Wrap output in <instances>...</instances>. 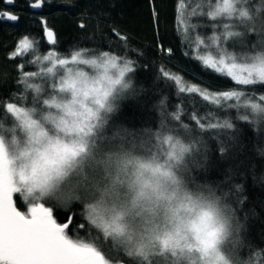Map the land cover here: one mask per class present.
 I'll list each match as a JSON object with an SVG mask.
<instances>
[{
	"label": "snow or ice",
	"instance_id": "6c2138e0",
	"mask_svg": "<svg viewBox=\"0 0 264 264\" xmlns=\"http://www.w3.org/2000/svg\"><path fill=\"white\" fill-rule=\"evenodd\" d=\"M175 11L192 59L236 87L213 90L161 69L181 103L169 112L161 97L154 129L119 121L123 102L139 96L136 60L73 47L17 65V90L0 95V264H255L264 257V248L244 237L230 202L247 200L244 185L234 182L246 175L240 167L264 185V173L257 177L256 165L247 163L236 123L257 133L255 151L264 157V94L247 90L264 88V0H176ZM152 15L158 23L155 6ZM192 17L203 22L191 23ZM43 23L48 43L56 45ZM208 28L210 34L197 31ZM112 33L129 51L127 36ZM37 44L22 36L10 58L34 53ZM26 64L42 66L29 72ZM185 101H202L208 110L201 115L194 106L188 114ZM185 115L194 123H185ZM214 152L217 168L226 158L245 159L224 168L222 179L202 182Z\"/></svg>",
	"mask_w": 264,
	"mask_h": 264
},
{
	"label": "trees",
	"instance_id": "16d2710c",
	"mask_svg": "<svg viewBox=\"0 0 264 264\" xmlns=\"http://www.w3.org/2000/svg\"><path fill=\"white\" fill-rule=\"evenodd\" d=\"M8 0H0V13L11 12L19 17L14 22L4 20L0 16V95L7 96L15 92V83L19 75L17 65L26 60H33L35 56H43L49 50L66 54L73 47L108 50L125 55L136 60V72L132 76L134 91L139 96L129 98L123 102L119 112V121L130 128L157 126L160 118L158 101L161 97L167 98L168 111L175 110V105L181 103L176 89L170 86V82L161 75V69L170 73L179 74L190 83L201 84L203 87L211 86L213 90H226L236 85L228 78H222L207 70L201 64L192 59L191 51L181 45V36L175 28L176 0H43L42 8L34 13L29 10V4L35 0H13L11 5H6ZM156 7L159 12V22L153 21L152 8ZM195 5L193 4V7ZM192 9H189V12ZM43 18L48 28H51L56 37V45H49L43 36L44 27L40 19ZM191 23L203 22L197 17L191 18ZM84 23L85 28L79 25ZM115 28L121 35L127 36L126 46L129 51L125 52L121 47L122 42L113 35ZM203 34H210L211 29H197ZM24 35L34 38L38 44L34 53L10 58V53L15 49L17 41ZM195 33H193V36ZM255 40L256 38L253 37ZM173 49L169 54L162 49ZM189 51V55H184ZM46 65L47 62H44ZM42 65L26 64L24 71H38ZM146 66V67H145ZM39 82V81H37ZM243 87V86H242ZM147 92H141V89ZM255 91L256 95L264 94V88H248ZM200 110L201 115L207 111L202 101L195 104L187 103L185 107L188 114L193 107ZM234 117L236 110H230ZM185 123L189 121L188 115L184 116ZM237 126L243 129V143L248 158V164L256 165V175L264 173V157L257 155L255 146L258 143L257 133L245 121H236ZM219 153L213 154V166L209 172L202 175L201 181L206 178L209 181L222 179V170L229 166H236L245 156L239 159L226 158L217 168L215 161ZM246 173L243 177L237 176L236 183L244 185L243 195L247 200L243 205L237 206L234 199H230L233 207L237 208V216L244 225L243 235L251 241L254 247L264 248V185L258 180L254 181L246 167L238 169ZM21 210H24L21 207ZM254 210V211H253ZM77 211H79L77 209ZM66 217L58 215V221L64 222ZM78 218L76 223H81ZM75 227V224L73 225ZM81 231V235H83ZM245 253L247 249H242ZM255 264H264V257L257 256Z\"/></svg>",
	"mask_w": 264,
	"mask_h": 264
},
{
	"label": "water",
	"instance_id": "95a60500",
	"mask_svg": "<svg viewBox=\"0 0 264 264\" xmlns=\"http://www.w3.org/2000/svg\"><path fill=\"white\" fill-rule=\"evenodd\" d=\"M34 2H35V1L31 2V3L29 4L28 7H29V10H30L31 12L37 13V12H39V11L41 10L42 6L39 7V8L31 7V4L34 3ZM5 4H6V5H11V3H9L8 1H7ZM42 5H43V3H42ZM4 13H11V12H4ZM11 14H12V13H11ZM14 15H15V14H14ZM4 20L9 21V22H14V21H11V20L6 19L5 17H4ZM40 21H41L42 26L44 27V23H43V22H45V20H44L43 18H41ZM50 29H51V28H50ZM53 32H54V31H53ZM43 36H44L45 41L48 43L47 38H46L45 35H44V30H43ZM48 44H49V43H48ZM49 45H51V44H49Z\"/></svg>",
	"mask_w": 264,
	"mask_h": 264
},
{
	"label": "rangeland",
	"instance_id": "374dc122",
	"mask_svg": "<svg viewBox=\"0 0 264 264\" xmlns=\"http://www.w3.org/2000/svg\"><path fill=\"white\" fill-rule=\"evenodd\" d=\"M85 68H86V70H90V69H88V66H85ZM91 71V70H90Z\"/></svg>",
	"mask_w": 264,
	"mask_h": 264
}]
</instances>
